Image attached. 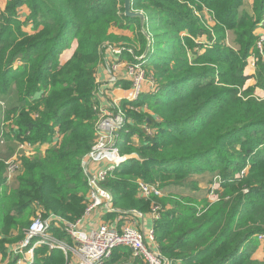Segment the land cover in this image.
Segmentation results:
<instances>
[{
  "label": "trees",
  "instance_id": "16d2710c",
  "mask_svg": "<svg viewBox=\"0 0 264 264\" xmlns=\"http://www.w3.org/2000/svg\"><path fill=\"white\" fill-rule=\"evenodd\" d=\"M117 1L10 0L0 16V101L5 105L0 106V133L5 120L14 118L18 129L6 132L5 141L49 147L41 158L22 160L23 173L14 186L6 183L5 160L0 158V264L8 256L9 246L23 240L27 211L41 207L73 223L84 215L88 185L83 161L96 141L93 108L104 44L111 40L109 29L121 20L140 27L139 19L124 15V0ZM191 1L203 3L224 29L234 32L236 47L220 49L216 39L197 60L216 68L190 67L188 62L167 68L176 55L177 42L181 44L179 34L187 27H194L192 34L197 37L207 31L193 11L177 0H132L135 11L146 10V29L150 21L165 13V24L178 34L152 37L145 68L154 75L158 91L143 94L129 105H147L155 115L127 109V118L137 125L122 132L120 149L138 159H130L112 175L149 179L156 172L169 182V188L181 187L182 178L209 174L212 181L222 174L227 201L207 214L194 209L179 215L169 211L155 223L161 252L173 264H264V259L253 258V248L248 245L264 236V153L260 152L264 100L254 97V88L241 92L251 79L246 69L255 50L256 30L264 19V0H249L251 12L243 10L246 0ZM24 6L29 14L22 21ZM172 14L177 17L172 19ZM140 35L147 47L141 27ZM75 44L70 60L61 64L63 53ZM129 54L133 60L138 57ZM256 55L252 78L256 89L264 90V59ZM215 72L218 81L207 79ZM135 134L140 143L131 146ZM236 143L242 152L235 155L229 145ZM242 170L247 172L244 177L237 173ZM104 186L113 193L116 209L138 208L144 214L150 210L151 200L139 197L138 186L128 179H108ZM56 234L71 243L66 235ZM120 250L115 251L117 258ZM65 260L61 251L42 247L36 250L34 264H64ZM13 263L11 259L9 264ZM111 263L117 264V259Z\"/></svg>",
  "mask_w": 264,
  "mask_h": 264
},
{
  "label": "built area",
  "instance_id": "2783aa9c",
  "mask_svg": "<svg viewBox=\"0 0 264 264\" xmlns=\"http://www.w3.org/2000/svg\"><path fill=\"white\" fill-rule=\"evenodd\" d=\"M258 29L262 31L258 35V48L263 56L264 19ZM123 50L128 49L105 47L103 50L110 55L111 60L109 63L105 61L108 80L95 90L97 103L94 110L98 120L94 125L96 141L83 161L88 185L84 215L73 223L48 214L39 207L25 231L23 240L9 249L13 264H34L36 250L42 247L49 251H61L66 259L65 264H109L115 251L123 248L130 250L132 257L142 264H173L162 254L157 242L155 223L161 219V208L152 205L148 215L154 221V226L146 228L144 221L148 215L137 210L116 209L113 193L104 186L117 169L130 159H138L136 155L121 153V134L124 130L127 131L132 122L127 118V109L138 111V108L126 106L124 109L123 106L125 103L129 105L138 101L143 94H154L158 91L154 75L145 68V59L134 58L132 62L124 64L126 73L121 74ZM255 63L256 60L253 67ZM125 79L131 85L125 99L115 98L112 96L113 91L120 86L121 80ZM0 106L3 108L5 105L0 101ZM5 133L6 122L3 123L0 133V145L6 142ZM16 144V152L5 160L7 184L12 183L21 170L20 158L34 155L40 147L28 142ZM138 192L145 200L160 199L164 196L159 186L146 182L138 183ZM100 215H118V219L108 222L101 220ZM140 221L143 222L142 228ZM57 232L66 235L71 243L57 237ZM259 238L263 240L264 236Z\"/></svg>",
  "mask_w": 264,
  "mask_h": 264
},
{
  "label": "rangeland",
  "instance_id": "374dc122",
  "mask_svg": "<svg viewBox=\"0 0 264 264\" xmlns=\"http://www.w3.org/2000/svg\"><path fill=\"white\" fill-rule=\"evenodd\" d=\"M119 1L120 0H118L117 2ZM177 1L179 2V4L185 6L187 10L189 9V11H193L194 16L199 21L200 26L204 28L207 31V33L205 32V34L202 37H197L194 34H192V30H195V28L187 27L181 34H179L181 44L178 45V42H177L176 48L174 49V52H176V55L171 57L172 60L170 64L167 66V68L175 67V65L176 66L183 65L184 63H187V62L190 67L200 66V67H204V69L216 68L215 66H212V65H207L205 63H199V61L197 60L207 54V52L213 47V44L216 42V39L219 44L218 48L220 49L222 48L223 50H225V49L235 48L236 38H235L234 32L224 29L223 26L217 22V18L214 12L209 10L206 6H204L203 3L195 2L194 4V2H192L191 0H177ZM251 6H252V2L249 0L248 1L246 0L245 9L243 10L251 12L252 11ZM145 11L146 10L142 8V9H139L138 12H141L144 14ZM171 17L172 19H174L175 17H177V14H174V15L172 14ZM23 20L24 18H22V21ZM165 20H166V14L162 13L159 20L154 19L153 21H150L148 23L147 31H149L148 32L149 36L151 35L150 36L151 40H152V37H154L155 35H161V34L164 35L167 32L170 33L171 36H176L178 34L176 29H174L172 25L168 26L165 24ZM196 27H199V25L197 24ZM221 29H223L222 32H220ZM217 31H219L218 34L216 33ZM108 35L110 36L111 40L107 41L104 44V48L114 47L115 49H128L127 50L128 53H125V54L130 55L129 52L131 51L132 54L137 55L138 57H140V55L143 54L144 51L146 50L145 49L146 43L140 35V27L138 24L132 25L130 27H126L123 25L122 22H117V24L113 25L109 29ZM187 35L189 36V38L185 39ZM210 37L213 38V41L210 40ZM259 41H260V37L257 38L255 50L254 52L251 53L250 58H249L250 66L248 65V67L252 69H256L257 62L255 63V67H253V62L257 60L256 58L258 57L256 54L258 55L261 54L258 48ZM159 43H160L159 41L157 43L154 42L153 48L156 49L157 44ZM161 47H164V46H161ZM263 48H264V43H263ZM105 53L106 52L103 51L101 55V60H103V55ZM262 53L264 54V51H262ZM195 61H197L198 63L197 66H194L196 65ZM106 62L109 63L108 60H106ZM104 68H105L104 78L103 80H99V79L96 80V83H97L96 89L98 88V86H102V84L108 80V71H106V65L104 66ZM184 68L186 67L184 66ZM210 78L215 79L216 81L220 79L217 76L216 72L214 76L213 75L209 76V78L207 79H210ZM255 85H256V80L249 79L244 84V87L241 88V92L243 93L247 90L254 88L252 89L254 92V97L258 98L259 100H264V96L261 97L257 94L259 93L257 90H262V89H256ZM126 93H128V91H126ZM143 107H146V108H143ZM138 109H140V112H143L145 115H155L154 110L150 107L148 108L147 105H143L142 107L140 106L138 107ZM95 115H96V120H97L96 112H95ZM5 122H6V132L11 131L13 128H15L16 130L18 129V127L15 124L14 118L7 120V121L5 120ZM96 123L97 122L95 121L94 125H96ZM135 125H137V123H135ZM263 132H264V128H262L261 130V133ZM148 133L150 134L151 131L149 130ZM261 136H263V134H261ZM239 137H241V135H239ZM56 143L57 141L55 140V142L53 143L54 145H52V147L56 146ZM133 145H135L134 142L132 143L131 146ZM229 147H230L229 151L232 153L234 152L233 154L235 155L242 152L241 151L242 147L238 143H236L235 145H229ZM48 149L49 148H47L46 145H43L37 148V151H35L34 155H30V156L25 155V157H21L20 158L21 170H22V165H23L22 160L24 158L30 159V160L41 158L45 155ZM16 150H17L16 143H14L13 141L7 140L4 144L0 145V158H2L3 160H7L13 156ZM260 152L264 153V143L261 145ZM247 159H246L245 164H247V161H248ZM195 161H196L195 164H198V161L197 160ZM189 165L192 166L191 164ZM21 170L17 174L16 178L12 181V183L9 184V186H14V182L18 180L19 176L23 173ZM237 173H238V176L240 177L242 176L244 177L247 174V172L245 173V170H242L241 172L238 171ZM221 175L219 174L215 178L213 177L212 181L210 180L211 178L209 174L202 175V176L195 175L192 178L186 177V178H182L183 184H181V187H169V188L167 187L168 186L167 183L169 182L161 179L160 176L157 175L156 172H153V174L149 177L150 180L149 179H134L133 176H129L128 178L121 179L117 176L111 175L109 177V181L113 182V181L118 180V181L126 182L128 179V181L131 182L135 187L136 185L138 186L139 182H143V181L147 183H152V184H159L163 191L164 196L160 199L151 200L149 208L151 210L152 205L154 204L156 207L161 208L162 215L169 211H177L178 215L186 214V213H189L191 209L196 210L197 212H199V214H207L211 209L215 208L217 205H220L223 201H227L229 199L228 197L224 198L228 190L226 189L225 191L223 188V185H222V183H224L222 181L223 175L222 176ZM246 192L247 191H245V193ZM193 195L199 197V199L193 200L192 198ZM137 199L140 200V203L141 201H143L140 198H137ZM134 208H137V207H134ZM136 210H138V208ZM150 210L147 212V214H149ZM36 211L37 209L34 212L29 210L25 214L27 217L23 221L24 222L27 221L28 224H27V227L23 231L24 234H25L26 229L28 228V226H30L32 220L34 219L36 215ZM20 241L21 240H19L18 242L12 245L10 244L8 245H10L9 247H11L15 244H18ZM249 244L251 245V249L253 248L252 253L260 251V253L262 252L264 255V239L260 240V238L258 237L257 242L250 241ZM10 251L8 252V256L4 258V261L1 262V264H9L11 262ZM65 263H66V260L64 261V264Z\"/></svg>",
  "mask_w": 264,
  "mask_h": 264
},
{
  "label": "crops",
  "instance_id": "0c3cea01",
  "mask_svg": "<svg viewBox=\"0 0 264 264\" xmlns=\"http://www.w3.org/2000/svg\"><path fill=\"white\" fill-rule=\"evenodd\" d=\"M9 1L10 0H0V14L5 10L6 5L8 4ZM20 14H21V19L24 18V20H25L26 17L28 16V14H29V9L26 6L22 7L21 10H20ZM121 22L126 27H130L132 25H136L135 23H127V21H123V20H121ZM28 30H30V29H28ZM111 33H112V31H111ZM261 33H262V31L260 29L256 30V35L257 36L260 35ZM75 48H76V44L73 45L70 50H67V51H65L63 53V55L61 56V64H65L68 60H70V58L72 57V55H73V53L75 51ZM263 59H264V55H263ZM106 60H108V62H110V60H111L110 55L107 54V53H105L103 55V60H101V62L99 64V67H98L97 79H99V80H103V78H104V75H105L104 66H105V61ZM132 61H133V57L131 55L123 54V56H122V66H121V69H120L121 70V74L125 75V73H126V69H125V67L123 65L127 64L129 62H132ZM255 72H256V69H252L250 67H247V69H246V75L251 77L252 80L254 79L252 77L255 75ZM101 83H103V82H101ZM130 86L131 85H130L129 81H126V79L125 80H121L120 86L117 87L113 91L112 95L115 98H118V99H125L126 94H127L126 91L130 88ZM257 91L259 92V93H257L259 96H261V97L264 96V91H262V90H257ZM146 93H148V90H146ZM109 96H111V94ZM129 107H131V106L127 105V108H129ZM137 113H139V114L141 113L140 109H138ZM131 121L132 122L130 123V126L135 125V122L133 121V119H131ZM132 142H134L135 145H139L140 138H139V136L137 134H135L132 137ZM47 148H49V147H47ZM147 215L148 214H146V216ZM100 216H101L100 217L101 220H105V221H108V222H114V221H116L118 219V215H100ZM140 222L142 223V226H141V228H142L143 227V222L142 221H140ZM144 222H145V227L146 228H151V227L154 226V221L149 217V215L146 217ZM121 224L122 223H120V225ZM248 245L251 247L250 244H248ZM115 254L116 253H114L112 259L109 262V264H113V263H111L113 258L117 259V264H142L140 261H138V260H136V259H134L132 257L131 251L128 250V249L123 248V251L120 250V251L117 252L118 256L119 255L121 256L120 258H117V256H115ZM253 258L255 260L262 261L264 259V255H263L262 252L260 253V251L254 252L253 253ZM178 264H181V263H178Z\"/></svg>",
  "mask_w": 264,
  "mask_h": 264
},
{
  "label": "water",
  "instance_id": "95a60500",
  "mask_svg": "<svg viewBox=\"0 0 264 264\" xmlns=\"http://www.w3.org/2000/svg\"><path fill=\"white\" fill-rule=\"evenodd\" d=\"M124 15L128 18L131 19H139L140 20V27H141V32L144 35V37L147 40V47L146 50L144 51L143 55L141 56V58L138 57H134L135 59H145L151 49V45H152V40L147 32L146 29V17L143 13L135 11L132 7V0H124ZM126 50H123V52ZM132 54V53H131Z\"/></svg>",
  "mask_w": 264,
  "mask_h": 264
},
{
  "label": "bare ground",
  "instance_id": "6f19581e",
  "mask_svg": "<svg viewBox=\"0 0 264 264\" xmlns=\"http://www.w3.org/2000/svg\"><path fill=\"white\" fill-rule=\"evenodd\" d=\"M127 163V162H126Z\"/></svg>",
  "mask_w": 264,
  "mask_h": 264
}]
</instances>
